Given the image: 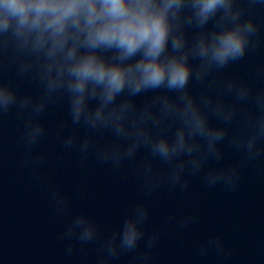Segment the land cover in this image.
<instances>
[{
	"label": "clouds",
	"instance_id": "1",
	"mask_svg": "<svg viewBox=\"0 0 264 264\" xmlns=\"http://www.w3.org/2000/svg\"><path fill=\"white\" fill-rule=\"evenodd\" d=\"M261 10L264 0H0V125L15 114L21 166L69 217L57 235L67 256L96 245L95 264H153L162 231L147 230L144 199L108 234L84 211L69 215L70 195L46 170L45 115L66 104L60 147L81 167L90 157L113 172L134 164L146 197L186 193L194 177L234 191L264 160V64L251 79L218 74L264 47ZM197 219L171 213L167 223L184 231ZM235 251L209 232L197 254Z\"/></svg>",
	"mask_w": 264,
	"mask_h": 264
}]
</instances>
